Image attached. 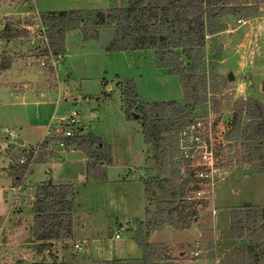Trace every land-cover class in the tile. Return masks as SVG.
<instances>
[{
  "label": "rangeland",
  "instance_id": "obj_1",
  "mask_svg": "<svg viewBox=\"0 0 264 264\" xmlns=\"http://www.w3.org/2000/svg\"><path fill=\"white\" fill-rule=\"evenodd\" d=\"M34 1L38 2L36 4L40 8L34 7L33 0H0V38H3L0 40V102L4 103L7 99L3 74L6 71L4 66L8 64L9 68L16 64L15 71H23L29 65L27 75L32 76V81L42 87V71L53 82L56 79L65 82L66 75L70 73L76 89L80 84V76L100 81L104 90L107 84L110 85L112 98L107 102L104 96H91L87 99L89 102L82 105L79 101L76 105L68 104L63 102L68 96L62 93L65 99H60L62 106L52 123V126L58 124L62 114L77 113L73 138H101L103 149L99 152L96 146L81 147L88 159L92 160L88 166L96 169L94 163L97 165L98 161L109 163L112 160L111 169L103 171L100 177L94 174L101 182L91 183L83 192L85 206L89 199L91 201L89 207L83 208L91 214L86 213L84 218L91 234L99 232L97 225L102 223L104 214L109 211L112 213L113 227L118 230V219L122 225L119 230L121 242H128L130 232L133 235L136 249L125 250L124 257L137 259L142 256V250L134 241L132 229L135 226L134 231L138 230L141 234L139 239L158 250L159 259H163L159 264H264V0H227L218 15L205 19L206 45L202 50L203 63L197 74L198 80L203 82L206 95L203 102L192 110L186 107L189 102L179 77L158 67L153 50L127 51L120 55L105 50L118 29V25L110 22L106 16L100 23L93 14H87L88 11H77L84 13L81 15L84 21L66 33L72 35L73 31L75 34L78 32L73 44H81L84 38V47L63 59L61 64H58V56H53L55 65H52L43 42L47 29L42 27L38 11H48V7L59 4V0ZM118 4L119 0L82 2L83 7L90 10H100L110 5L117 8ZM126 6L120 4L122 8ZM94 22L95 25H92ZM82 27L87 30L85 35L80 29ZM46 51L47 55H44ZM41 62L45 66H41ZM126 82L133 86L139 102L174 101L193 120H200L206 125L210 138L216 144L213 195L200 199L193 195L196 181L189 176L191 169L183 160L177 142L179 131L187 123L178 131L164 135L165 166L162 173L155 171L152 147L145 146L143 142L140 122L125 119L122 92ZM92 87H96L95 91L99 89V85L97 87L93 83ZM254 102L262 105L260 116ZM65 104H68L69 110L64 107ZM3 108L0 106V236L7 230L3 232L4 225L9 226L8 220L4 222V219L11 201L15 204L14 200L17 203L25 197L22 196L24 181L32 167V164L27 167L26 159L28 154L34 157L36 147L23 149L18 145L17 138L14 140L10 132L5 133L4 129L18 133L20 122L5 120L6 117L1 114ZM18 109L16 107L10 111L17 112ZM10 111L8 115L11 116ZM92 114L97 117H92ZM225 115L229 117L223 122ZM63 124L61 128L66 129ZM82 134L87 136L80 137ZM36 137L31 140L34 145L40 140L39 134ZM53 138L65 140L58 134ZM48 153L42 148L33 159L34 162ZM142 154L145 163L139 170L135 167ZM24 165L26 169L21 176ZM127 166L131 168L130 171L125 168ZM34 169L37 173V166ZM120 175H136L137 178L126 186L127 189H120L115 182ZM158 175L172 178L178 186L187 183L185 200L195 203L196 215L188 229L165 225L145 238L148 218L165 201L154 188H151L150 197L145 193V181ZM13 177L14 188L10 192L8 187ZM30 179V176L26 179L27 185ZM19 185L21 189L18 192ZM123 189L127 190L126 197H129H124L123 211L119 215L118 194ZM179 202L180 199L177 200L180 206ZM146 209L150 212L149 216L145 214ZM188 212L184 211L183 215ZM141 218L140 221H134ZM256 218L261 219L256 221ZM128 227L131 229L127 230ZM109 229L112 234V225ZM1 241L0 255L3 253ZM243 242L245 245L241 246ZM101 262L90 259L75 264Z\"/></svg>",
  "mask_w": 264,
  "mask_h": 264
},
{
  "label": "trees",
  "instance_id": "obj_2",
  "mask_svg": "<svg viewBox=\"0 0 264 264\" xmlns=\"http://www.w3.org/2000/svg\"><path fill=\"white\" fill-rule=\"evenodd\" d=\"M226 3L227 0H129L124 8L114 7L107 10L88 11L87 14H93L95 20H99L100 23L106 16L110 22L118 25L106 51L153 50L158 67L179 77L189 102L186 107L192 110L203 102L206 95L203 82L198 80L199 74H197L203 63L202 50L206 45L205 19L218 15ZM82 14L84 13L77 11L41 14L40 22L47 29L46 37L52 56L63 55L66 31L79 27L83 23ZM80 29L84 35L87 33L86 28ZM44 55H47V51ZM8 68L9 64L4 66L5 70ZM122 94L125 119L140 122L144 144L152 147L155 171L162 173L165 166L164 135L178 131L193 119L189 114L184 113V110L174 101L139 102L129 82L125 83ZM253 104L260 116L262 105L258 102ZM169 115L170 118H168ZM71 140L82 148L96 146L98 152L103 149L99 138L75 137ZM30 159L31 155L28 154L27 162ZM25 169L26 165L22 166L21 176ZM186 187V182L178 186L172 178H161L159 175L145 181V193L148 197L151 196V188H154L165 200L156 207L153 216L148 218L145 225L147 230L144 234L145 238L165 225L175 229L190 227L196 210L194 202L185 200ZM66 190L50 185L43 191L44 198L34 203L33 212L36 214L34 235L38 241L59 240L70 235L71 216L70 213H65V209L69 212L73 208V203L65 200L66 197H72L73 192L71 188L69 191L68 188ZM178 199L181 201L180 206L177 204ZM53 209L52 215H43V213L52 212ZM186 210L190 212L183 215ZM145 214L149 216L150 212L146 209ZM132 232L135 234V243L142 250L140 259L102 261L99 264H159L158 262L163 260L159 259V252L156 248L139 239L141 234L138 230H132ZM36 264L70 263L41 261Z\"/></svg>",
  "mask_w": 264,
  "mask_h": 264
},
{
  "label": "crops",
  "instance_id": "obj_3",
  "mask_svg": "<svg viewBox=\"0 0 264 264\" xmlns=\"http://www.w3.org/2000/svg\"><path fill=\"white\" fill-rule=\"evenodd\" d=\"M83 1L84 0H59V4H51V6L48 7V11L46 10L42 13L38 11V14L62 11H96L93 9H85L86 7H83L84 5H82ZM128 1L129 0H119V3L125 6L127 5ZM33 2L35 8H40L36 4L37 1L35 2L33 0ZM111 6L112 5L104 7L100 10H107ZM73 33L74 34L72 35L70 33L65 34L64 53L63 55L57 57L58 64H61L63 59L69 58V56L73 52H79L78 50L84 47V44L86 42L84 38L83 41H80L81 44H73L74 38L78 37V32L77 34H75V31H73ZM112 53L120 55L127 53V51ZM27 67H29V65ZM27 67L23 71H15L16 64H13V66L6 70L3 74L5 79L4 89L7 93V99L4 103L3 101L0 102V106L4 107L1 114L6 117L5 120L10 121L11 119H14L20 122V125L17 128L19 129L18 133H15L13 130L9 129L4 130L5 133L11 132L12 139L15 140L17 138L18 145L23 147V149L28 150L39 144L44 138L50 137L49 142L47 141L45 145L46 147H44V150H47L49 153L47 155H41L39 160L35 161L32 164V167L29 169V174L24 181V191L22 192V196L25 197L22 200H19L20 203L19 201H17L16 203V200H14L15 204H13V202L11 201L10 206L7 208L8 210L6 212L4 222L8 220L7 222L9 223V226H6V224L4 225L3 223V232L6 228L7 230L2 236H0V240H2L1 246L3 247V253H1L0 255V264H36L41 261H56L75 264L76 262H84L85 260L87 261L90 259L102 261L133 260L129 257H124L125 250L133 251L136 249V246L132 241L133 235L130 232V240L128 239V242L125 243L121 242L119 230L121 231L122 225H120L118 219V230L117 228L115 229V227H113L114 223L112 220V213L107 211V214H104L102 223L97 225V228L99 229L98 233L96 232L94 234H91L89 228L90 226L84 222V218L86 216L85 214H91L89 211L85 210L86 208H83L89 207V202L91 201L89 199V201H87V206H85L83 192L91 183L97 184L101 182V179L94 177V174L96 173L97 177L102 176L100 174L103 173V171L112 168V160L109 163H105L104 160L98 161L97 165L96 163L93 164L96 168L93 169L89 167V163L92 160L88 159L81 147H79L76 142L72 141L71 138L64 140L66 144L65 148H60L55 145L54 141L57 140H55L56 138H53L57 135V125L61 122H66L70 116L75 114V112H72L70 115L66 114L68 116L62 114L59 117L60 120L58 124L52 126V123L56 119L55 117H57L56 115L62 106L60 99H65L64 97H62V93L68 96V98H66V100H64L63 102H68V104L70 102L76 105V103H78L79 101V104L82 105L85 102H89V100L87 99H89L91 96H104V101L106 102L111 100L112 97L110 96V93L112 92V88L109 84H107L105 87L106 90H104L101 87L100 81L98 82L97 80H94L92 78L80 76V84L76 89V86L74 85L72 80L73 77L70 73L66 75L67 77L65 82H62L60 79H56L57 81L53 82L47 78L46 74L43 71V79H41V82L44 84V87H42L41 84L32 81V76L27 75ZM92 83L97 87L99 85V89L95 91L96 87L93 88ZM118 86L120 85L118 84ZM68 91L69 93H65ZM72 92L73 94L71 95ZM8 99L9 102H7ZM68 104H65L64 107L68 108ZM16 107H19L17 112L10 111V109L13 110ZM8 111L12 113L11 116L8 115ZM91 116L97 117V115L94 114H92ZM76 117L77 113L73 118L75 122ZM82 131H84L83 128ZM37 134H39L40 140L36 145H34L31 143V140H33V138H37ZM84 136L87 135H80V137ZM9 145L11 144H8V146ZM144 160V154H142L141 159L138 161L135 168L142 170L141 168L145 163ZM36 166L38 169L37 173L34 169ZM125 168L129 169V171L131 169L128 166ZM29 176L31 178V181L29 185H27L25 182ZM136 178V175H133L131 177L120 175L115 182L118 184V188L121 189L122 187L126 188V186H128L129 183L131 181H134ZM16 179L17 177H15V180ZM13 180L14 177L12 178L11 184L8 187L10 192H12L14 188L12 186ZM50 185H53L54 187H60L63 190H66L68 188V191L69 188L72 189V197H66L65 200L67 202L72 201L73 203V208L69 210V212L65 209V213H70L71 216L70 235L68 237H65L64 239L59 240L38 241L34 235L36 227L34 218L36 214L33 212V206L37 200H41L42 198H44L43 191ZM126 189L121 190L122 193L118 194L119 215H121L123 211L122 202L124 201V197H129H126ZM110 206L111 203H109V207ZM53 211L54 209L50 213L43 214L52 215L54 213ZM92 213L96 214V212ZM11 215L12 217L9 218V216ZM138 220L140 221L142 220V218L136 219L134 221L136 222ZM110 225H112V228L114 230L112 231V234L110 233L109 229ZM128 229H131V227H128L127 230ZM132 230H135V226ZM117 235L118 238H116Z\"/></svg>",
  "mask_w": 264,
  "mask_h": 264
},
{
  "label": "built area",
  "instance_id": "obj_4",
  "mask_svg": "<svg viewBox=\"0 0 264 264\" xmlns=\"http://www.w3.org/2000/svg\"><path fill=\"white\" fill-rule=\"evenodd\" d=\"M43 42L48 49V55L52 65H55V62L53 61L54 57L50 53L46 35L43 39ZM40 65L45 66V63L41 62ZM75 115L76 113L70 116L65 124H63L64 122H61L57 125L58 127L56 129L58 135H62L65 139H70L75 136L74 125L76 122L73 119ZM61 124L66 126V129L61 128ZM9 134L12 136L11 132ZM49 139L50 137H46L38 145H36L34 157H32L27 163V167L28 165L34 163L33 159L35 158L36 154H38L39 151L44 148V145H46L47 141L49 142ZM177 142L178 149L183 160H185L186 165L191 169L189 176L196 181V187L193 190V195L199 199L204 198L207 195H213L212 188L215 184L214 172L216 171L214 168L216 165V144H214L213 140L210 138L206 125L200 120H190L185 125V127L179 131ZM54 143L60 148H65L66 145L64 141L60 140L54 141ZM183 175H186V173L183 172ZM20 189L21 187L19 185L17 191L19 192ZM116 238H118V235Z\"/></svg>",
  "mask_w": 264,
  "mask_h": 264
},
{
  "label": "water",
  "instance_id": "obj_5",
  "mask_svg": "<svg viewBox=\"0 0 264 264\" xmlns=\"http://www.w3.org/2000/svg\"><path fill=\"white\" fill-rule=\"evenodd\" d=\"M118 7H120V3L118 4ZM231 75H229V79H231ZM262 90H264V83L262 84ZM135 117H137V116H135ZM229 117V115H225L224 116V119H223V122H225L226 120H227V118ZM245 245V243L243 242L242 244H241V246H244Z\"/></svg>",
  "mask_w": 264,
  "mask_h": 264
}]
</instances>
